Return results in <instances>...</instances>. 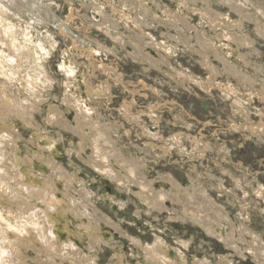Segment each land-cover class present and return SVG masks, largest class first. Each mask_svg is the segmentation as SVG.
Listing matches in <instances>:
<instances>
[{
    "label": "rangeland",
    "instance_id": "obj_1",
    "mask_svg": "<svg viewBox=\"0 0 264 264\" xmlns=\"http://www.w3.org/2000/svg\"><path fill=\"white\" fill-rule=\"evenodd\" d=\"M38 1L42 2L44 6H49L59 21L66 22L65 27L73 36L70 34L68 35L69 37H67L60 34L59 28L63 26L60 22L56 23V26L49 24V26L43 27L38 21L35 20V22L32 20L29 15H24L23 17L20 15L14 16L10 12H5L4 14V10H2L3 14L1 15L4 19L6 18V22L13 27L11 26L12 30L2 29L0 25V56H3L2 58L0 57V61L4 60V58L8 59L7 57L10 55L16 56V62L13 64L16 75L8 74V72L5 71V74L12 78V86L5 84L4 87H0V89L7 90L11 98H18L17 103L21 105L27 103L24 98L25 96L32 101L37 98L28 97L27 89L25 85H22V77H27L29 81L35 83L36 71L39 69L36 65H32L34 64L32 63L34 57L37 58L39 52L35 53L38 50L33 46L32 42L30 48L26 50V46H28L26 36L29 35V37H33L36 33L45 31V36L43 37H51L53 43L51 49L47 48V51L51 50L50 53L48 55L39 53L42 60L40 59L38 61L39 64L36 62L38 66L42 65L45 67L46 73L48 71L46 77H49V82H53V88H44V90H42V86L40 87L35 84L38 86V89L42 90V92H40L42 93L41 96L43 100L41 99V101L39 100L38 103H36L37 107L35 110L31 109L34 116V128L22 118L19 119L15 114H9L11 118L7 121L12 122V125L15 124L14 128L10 127L15 135L12 140V142H14L13 144L11 142L10 146L14 150L20 151V153L23 154L22 156L27 153L32 156L40 152L39 154H42L44 158L48 157L46 159L51 160L52 157L49 153L50 149L49 151H45L49 146L44 143L43 138L44 136L51 140L53 138L54 142H56V155H52L54 157L52 161H56L55 166L58 168L59 172H63V174L69 173V175L75 173V175H78V178L83 179V182H76L75 180L73 181L72 178L65 179L62 177V185L69 187L76 199H79V194L86 195L85 197L82 195L84 203L80 208L84 211V207L86 206L88 213L92 215L91 217L94 216L98 219L96 222L97 230L103 234V239L99 244L100 248L98 251L90 250V247L87 245L85 246L89 253L96 254L97 257L95 262L97 264H115L118 251L122 249L124 251V256L119 257L122 263H143L144 261L138 250L139 246L131 239L136 238L144 244L150 245L153 242L155 243L156 238H162L166 241L167 245L170 246H160L156 243L155 245L173 254L181 250L185 257L184 259L183 255L181 256L185 260V264H192L194 260L203 261L204 259L210 261L212 264H218V261H220L219 258L222 257L230 258V261L234 264H252L251 260L248 259L238 257L232 258L231 253L221 247L219 241L214 237H206L203 231L195 227L192 222L188 221L183 223L180 219L172 220L170 218L174 216L172 206L169 207L168 212L162 214H148L145 212L146 207H144L141 201L135 196L134 192L137 191L136 187H133L134 192H127L123 187L115 184L110 178L95 171L94 168L87 163L89 162L88 160L84 161L82 158L78 157L80 153L84 154V151L80 153L78 151V145L80 143L78 137L70 130L64 127L61 128V126L57 124L50 123L48 117L51 116L49 115L51 114V109H58L57 111L64 116L69 114L68 111H70V107H67L61 99L64 98L66 91L64 87L65 83L61 82L60 74L62 73L60 72L59 74L60 64L63 63L64 66L69 65L67 71L73 72L76 77L72 79L74 82L70 85L71 89H68V94L71 95L74 100L77 98L79 101L90 103L89 107L98 115V122L101 123L100 121H102L101 124L106 122L110 126V134L113 140L116 141L118 147L127 157L130 156L132 158L144 160L148 165L147 170L151 173L149 175V180L153 182L152 184L157 191H159L160 188H165L166 190L170 189L168 184L162 183L160 180V178H166L167 176L171 177L183 188L188 187L190 182L195 183L197 184L196 189L203 187V189L207 191V194L216 201L219 208L229 214L232 224L239 222L240 217H244V215L249 216L251 219L248 220L249 228L256 230L257 235L262 236L264 240V198L252 196L259 188L264 189V141L251 136L248 130L249 127L255 128L257 125L259 126L260 123L264 125V104L257 99L253 100V103H249L246 97L240 96L243 107H246L248 110V116L245 118L244 115L240 116L235 114L231 107L233 99L224 100V98H222V94L224 93L219 89L208 91L201 88L203 84H198L197 81L205 83L207 74L200 65L199 61L201 57L198 55L199 53L191 51L184 45L175 43V41L171 40L170 36L168 38V34L166 31H163L161 25L156 24L153 28H147L139 24V27L144 30V33L153 37L152 41L154 42L150 43L145 36V42L149 44V46H146L147 51L151 53L157 50L159 59L162 57V59H164V61L166 60L168 63V65L162 66V70H145V65L134 62L132 58L128 57V51H122L121 54L116 53V56H114L113 54L107 55V53L103 50L101 51V49L98 50L94 42L108 49L112 48V50H115V47H113L114 41L109 39V37L103 33L104 31H100L97 28L102 22L101 16L105 17L106 20H110L111 18L109 24L119 20V22H117L118 30L116 32L118 36L125 37L130 31L133 32L132 35L134 33L139 35L140 32L133 28L131 24H129L131 30H128L125 28L124 22H121L119 19L121 13L128 14V12L122 11L123 0H75L71 3L67 0ZM130 1L135 4L140 1L147 6H155L158 15L162 17L163 20H168L175 14L184 21L183 24H187L194 28L197 25L198 29L196 30L195 28V31L199 34L203 32L207 35L210 34L208 30L204 29V25H202L203 18H201L208 6H210V12L214 13L217 11L221 15L227 16L229 18V23H227L229 31L234 32L236 35L239 34L238 37L244 38L250 45H239L240 47L237 53L242 52L241 55L244 57L245 61L251 62L253 65H248L245 64L244 61L238 60L235 53H233L235 57L232 56L233 54L227 56H231L235 62H239V64L242 65L240 67L244 68L246 73L252 74L254 77L253 79L257 82L252 85L250 84L251 82L243 80L240 75H233L232 79L227 82L226 77H224L228 76L226 73L213 76L214 80L216 83L221 81L229 83L225 86L231 87L233 85L237 86L234 88H245L238 85V82L234 78L236 77L248 87H256V91L264 95V73L256 69L258 67L264 69V37H259L257 35L254 21L244 18L239 15L238 12L235 13L236 11L233 8L226 5L227 3L225 0H204L203 2L199 1L196 3L187 2L186 5L178 2L179 0H127V3H130ZM239 1L245 2V0ZM246 1H248V3L245 2L246 6H261L264 8V0ZM69 19L71 21H69ZM107 26L109 27V25ZM111 32L113 33L114 31L112 30ZM9 33L10 35H8ZM139 36L143 38L142 35ZM74 37L76 43L70 40ZM231 44L234 48L236 47L233 43ZM159 45L161 47L168 46V50L167 48L162 49ZM190 45L196 47L194 38H192ZM73 46L80 51L75 50ZM86 50L93 52L94 60L98 61L93 63V65L98 66L97 64H100L114 69V72H108L109 78L100 68H92L88 65ZM23 53L29 55V62L24 60L25 55ZM70 62L72 65L69 64ZM228 62L231 63L233 61L229 58ZM214 64L221 70L222 66L220 62L214 61ZM1 69L2 68H0V70ZM176 72L182 75H175L178 79L182 80L178 82L179 84L168 77ZM69 75H71V73ZM248 77L251 76L248 75ZM2 78L4 79V77ZM111 79H116L122 83L124 82L123 86H127V89H134L129 86L133 84L138 94H134V98L132 95L125 93L120 87H116V83ZM141 81L154 91L157 90L160 97L155 98L146 89L142 91L139 86ZM102 82L113 85L112 88L108 87L109 93L113 95L110 102L108 99L104 98V95L102 97L100 95L102 89L98 86L102 85ZM86 89H91L92 95H86ZM240 91L243 92V94L247 92L244 89H240ZM95 93H98L97 96L99 97L95 96ZM145 94H148V97L142 96ZM133 100H135L136 103L132 108L135 116L140 114V111H148L147 108L151 103L152 105L159 103L160 107L168 106V108H162L163 111L158 112L160 121L159 126L155 127L146 119V123L149 124L148 127L154 128L151 129L152 133H159L168 141L171 140L173 136L184 134V139L186 141H184V145L181 149L187 151L193 149V143H189V137L192 139L194 137V141L195 139H202L200 136H205L202 141L209 144L211 143L210 147H212L213 151L211 150L209 152L210 155L206 156L204 160L193 159L188 161L186 158H182L174 152L173 154H162L159 149L156 151L152 150L147 145L146 138L140 136L142 131L140 126L133 124L132 121L126 123L120 115L119 109L121 105L124 102L129 103ZM59 102L63 104L61 105ZM72 102L74 101L72 100ZM165 102H169V105L165 104ZM246 102L248 103L247 105L245 104ZM18 105L19 104H17L15 108L21 106ZM234 126L241 127V129ZM35 128H41L39 130L40 132H37L38 134L34 132ZM260 128V130H264V127ZM18 132L19 137L17 136ZM250 137H253V141L251 139L247 140V138ZM188 146H190V148H188ZM194 148H196L195 144ZM199 149L202 148L199 146ZM221 149H223L222 152L220 151ZM216 153L227 155L228 160L221 161L216 157ZM196 154L199 155L198 153ZM34 157L35 156H33V158ZM39 160L41 159H38V161ZM235 165L241 167V170L235 167ZM199 173L204 174L202 178L198 175ZM232 175H234L235 179H232ZM65 180H67V184H65ZM239 180L240 182H246L244 185L246 188L245 191H241L238 187L237 181ZM220 183L223 184V191H221V187H219ZM82 187L86 189V192H82ZM250 194L251 198L248 196ZM252 197L255 201L254 205L251 203ZM119 203L123 204L120 205ZM254 207L261 213L259 216H257V212L253 210ZM174 209L178 211L176 206H174ZM71 227L74 228L75 226L72 224ZM128 240L131 243H129ZM178 241L187 242L189 247H183L178 244ZM29 255L30 257H34L32 252H29Z\"/></svg>",
    "mask_w": 264,
    "mask_h": 264
},
{
    "label": "bare ground",
    "instance_id": "obj_2",
    "mask_svg": "<svg viewBox=\"0 0 264 264\" xmlns=\"http://www.w3.org/2000/svg\"><path fill=\"white\" fill-rule=\"evenodd\" d=\"M67 1L71 3L75 0ZM199 1L203 2L204 0H179L178 2L186 5L187 2L196 3ZM225 1L227 3L226 5L236 11L235 13L238 12V14L244 18L254 21L257 35L259 37H264V8L258 5H256L258 7L246 6L245 2L248 3L246 0L245 2L239 0ZM122 4V11L128 12V14L121 13L119 19L121 22H124L126 29L131 30L129 26L130 23L133 28L140 32L139 34L144 35L143 38L146 36L148 38L147 40H151L153 43V37L149 34L141 32L143 29L139 27V24L144 27L146 26L147 28H153L156 24L161 25L163 31H166L168 34V38L170 36L171 40L175 41V43L184 45L191 51L199 53L198 55L201 57L199 61L200 65L203 70H205L209 82L216 84L213 76L222 73L228 74L227 77L230 79H232L233 75H240L243 80L251 82L250 84L252 85L257 82L253 79L254 77L252 74L250 75L249 73H246L244 68L240 67L242 65H240L239 62H235L231 56H227L235 53L238 60L244 61L245 64L253 65L251 62L245 61L244 57L241 55L242 52L237 53L239 51V45L245 46L248 44V46H250L249 43L245 41L244 38H239V34L236 35L234 32L229 31V27L227 26L229 18L221 15L217 11L214 13L210 12V6L206 8L207 10L205 12L202 11L204 12V15L202 14L203 17H201L203 18V22H201L202 25H204V29L208 30L211 34H208L210 35L208 36L204 32L199 34L195 31V28L196 30L198 29L197 25L194 28L187 24H183L184 21L175 14L172 15V18L163 20V18L158 15L156 10L157 8L155 6L150 5V8V6L142 4L140 1L135 4L131 1L130 3H127V0H123ZM2 10H4V14L5 12H10L14 16L20 15L23 17L24 15H29L32 20L38 21V23L43 25V27L49 26V24L56 26V23L60 22V24L64 26L59 28L60 34L66 36L71 34V32L65 27L66 22L59 21L51 8L46 5L44 6L42 2L38 0H0V25L2 26V29L12 30V25L7 23L6 18L4 19L1 15L3 14ZM101 20L102 22L97 26V28L100 31H104L103 33L106 34L109 39L114 41V45H116L119 50L128 51V57L132 58L134 62L145 64L147 66L145 70H162V66L168 65L166 60L164 61L162 57L161 59H159V57L154 58L147 53L146 46H149V44L145 42L146 37L143 39L138 34L134 33L132 35L133 32L131 31L128 32L129 34L125 37L118 36L116 32L118 30L117 22H119V20L112 22L111 24H109L111 18L110 20H106L105 17L101 16ZM69 21L71 20L69 19ZM107 25H109L110 28ZM112 30L114 31L113 33L111 32ZM44 32L42 31L36 33L33 36L34 38L27 35L26 39L28 46H26V50L30 48V44L32 42L33 46L38 50L36 52L34 51L35 53L39 52L42 55H48L51 51L50 49L53 47V43L51 41V37L48 35L46 36L49 38L43 37L45 36ZM8 35H10V33ZM192 38H194L196 47L198 48L190 45ZM231 43H233L236 47L234 48ZM94 44L98 47V50L101 49V51L103 50L107 54L111 53L116 56V52L112 50V48L108 49L103 45H99L97 42H94ZM47 48H50V51H47ZM161 48H167L168 50V46H162ZM86 51V59L93 56V52L90 50ZM39 53L37 58L34 57L32 61V63H34L32 65H36V67L39 68L36 71V77L34 80L35 83L29 81L27 77H22V85H25L28 97H37L36 100L32 101L30 98L25 96L24 98L27 103L21 105L20 103H17L18 98H11L7 90L0 89V264H97L95 262L97 257L96 254L89 253L85 246L87 245L90 247V250L94 251H98L100 248L99 244L102 242L103 234L97 230L98 228L96 226V222L98 219L94 216L91 217L92 215L88 213L86 206L84 207V211L80 208V206L84 203L82 199L83 194H79V199H76L69 187L62 185V177L65 179L72 178V180H75L76 182H83V179L78 178V175H75V173L69 175V173L63 174V172H59L58 168L55 166L56 161H52V158L54 159L52 155L56 153V142H54L52 137V140L46 136L43 138L44 143L49 146V148L45 151H49L50 149L49 153L52 157L51 160L46 159L48 157L44 158L42 154H39L40 152H35L36 154L32 156L28 153L22 156L23 154L20 153V151H16L10 146V143L15 136L10 127L14 128L15 124L12 125V122L7 121L11 118L9 114H15L19 119L22 118L24 121L28 122L32 128H34V116L31 109L35 110L37 107L36 103H38L39 100L41 101L42 90H44V88H53L54 85L53 82H49V77H46L48 71L46 73L45 67L42 65L38 66V61L41 59ZM23 54L25 55L24 60L29 62V55L25 53ZM232 56H234V54ZM7 58L8 59L4 58V60L0 61V68H2L0 70V77H4V79L2 77L0 78V87H4L5 84L12 86V78L8 77V75L5 74V71L8 72V74L16 75L15 68H13V64L16 62V56L10 55ZM229 58L233 62H228ZM212 60L220 62L222 66L221 70L215 66L214 61ZM36 62H38V64ZM59 66V74L60 72L62 73L60 74L61 82L65 83L64 87L66 91L64 98L61 99L67 107H70V111H68V115L64 116L57 111L58 109H51V114H49L51 116L48 117V121L61 126V128L64 127L70 130L78 137V141L80 142L78 145V151L79 153L84 151V154L80 153L78 157L82 158L84 161L88 160L89 162L87 163H89L95 171L101 175H105L107 178H110L113 182H115V184L123 187L127 192H134L133 187H136L137 191L134 192L135 196L141 201L143 206L146 207L145 212L148 214H162L164 212H168L169 207L172 206L175 211H173L174 216L170 217L172 220L180 219L183 223L188 221L192 222L195 227L203 231L206 237H214L217 241H219L220 246L231 253L232 258L238 257L248 259L251 260L252 264H264V240L262 236L257 235L256 230L249 228L248 220H251L249 216L244 215V217H240L239 222L232 224L229 214L219 208L216 201L207 194V191L204 190L203 187L196 189L197 184L192 182L189 183V186L187 185L188 187L183 188L175 180L167 176L166 178H160V180L162 183L168 184L170 189L166 190L165 188H160L159 191H157L152 184L153 182L149 180V175L151 173L147 170L148 165L144 162V160L132 158L130 156L127 157L118 147L116 141L113 140L110 134V126L106 122L104 124H101L102 121H100L101 123L98 122V115L91 110L89 107L90 103L79 101L77 98L74 100L71 95L68 94V89H71L70 85L74 82L72 79L76 76H74L73 72L67 71V67L69 65L64 66L62 63ZM256 69L264 73L263 68L258 67ZM70 73L71 75H69ZM175 75L182 76L180 73L176 72L168 77L172 78L177 83L182 81ZM248 75L251 77H248ZM107 77L109 78V74ZM234 78L238 82L239 86L245 88H234L237 86L232 85L231 87L224 86L223 88H212V90L219 89L223 92L226 95L222 94V98H224V100L233 99L231 107L235 114L240 116L244 115V117L247 118L248 110L246 107H243L240 96L246 97L247 102L249 101V103H252L253 100L257 99L264 104V95L262 93H258V91H256V87H248L236 77ZM111 80H115L116 87L125 88L123 86L124 82H119L116 79ZM35 84L40 87L42 86V90L38 89V86ZM101 84L102 85L98 87H113L112 84L109 85L107 82H102ZM201 84L206 85L204 82ZM139 86L142 91L145 89L148 90L155 98L160 97L157 90L154 91L142 81L139 83ZM240 89H244L247 92H244L243 94ZM129 91L130 92L128 94L132 95L134 98V94H138V91ZM98 93H96L95 96H97ZM91 94L92 92L86 89V95L89 96ZM107 95L111 101L113 95L110 93H107ZM146 95L148 97V94ZM72 100L75 103L72 102ZM247 102L245 103L246 105L248 104ZM63 103L60 104L62 105ZM17 104L21 106L18 105L19 107L15 108ZM165 104L169 105V102H165ZM135 105V100L129 103L124 102L119 109L120 115L126 123H130L132 121L133 124L140 126L142 130L140 136H144V138H146L145 140H147V145L152 150L156 151L159 149L162 154H173L174 152L180 157L186 158L188 161L193 159L204 160L206 156L210 155L206 149L209 147V149L212 150V147H210L211 143L202 142V139H195L193 141L194 137L193 139L189 137V143H193V149L187 151L181 149L184 145V141H186L184 139V134H180L177 137L173 136V138L171 137V140L168 141L159 133H152L151 129L154 128L148 127L149 124L146 123V119L149 120L155 127L159 126V111L157 110H163L162 108H168V106L166 107L164 105L165 107H160L159 103L154 105L151 103L147 108L148 111H140V114L135 116L133 113L134 110L132 109ZM147 114H152L153 117L150 118ZM118 126L120 127L119 124ZM259 126L262 128L264 127L261 123ZM259 126L257 125L255 128L249 127L248 130L251 136L264 141V130H260L261 128ZM234 127L241 129V127L238 126ZM40 129L35 128L34 132H40ZM17 136L19 137V132L17 133ZM252 138L253 137L247 139H251L253 141ZM194 144L196 148H194ZM199 146L202 149H199ZM188 148H190V146H188ZM220 151L222 152L223 149ZM33 156H35V159ZM216 157L221 161L228 160L227 155H223L221 153L217 154ZM38 159L41 160L38 161ZM235 167L241 170V167L238 165H235ZM198 175L202 178L204 174L199 173ZM232 179H235L234 175H232ZM66 181L67 180H65V182ZM245 183V181H237V185L241 191L246 190L244 187ZM65 184H67V182ZM222 186L223 184L220 183L219 187H221V191L224 190L222 189ZM81 189L83 193L86 192L84 187ZM83 196L85 197L86 195ZM248 196L251 198V194ZM252 196L264 198V189L259 188ZM102 198L104 199L103 195ZM251 203L253 205L255 203L253 197ZM122 204L123 203L120 205ZM174 206L178 208V211L174 209ZM253 210L257 212V216L261 214L256 207H254ZM72 224L75 226L74 228L71 227ZM131 240L139 246L138 250L142 256V260L144 261L140 264H185V257L181 250L176 252V254H173L166 252L163 248L155 245L156 243L160 246H170L167 245L166 241L162 238H156L155 243H152L154 245L144 244L136 238ZM178 244L185 248L189 247L187 242L178 241ZM29 252H32L34 257H30ZM182 255L184 259L181 257ZM123 256L124 251L121 249L118 251L115 264H124V262L122 263V260L119 258ZM219 259L220 261H218V264H234L228 257H222ZM192 264L212 263L204 259L203 261L194 260Z\"/></svg>",
    "mask_w": 264,
    "mask_h": 264
},
{
    "label": "flooded vegetation",
    "instance_id": "obj_3",
    "mask_svg": "<svg viewBox=\"0 0 264 264\" xmlns=\"http://www.w3.org/2000/svg\"><path fill=\"white\" fill-rule=\"evenodd\" d=\"M130 24V23H129ZM144 31V30H143ZM143 31H141V32H143ZM144 33V32H143ZM146 34V33H145ZM139 35H142V36H144L143 34H139ZM62 36H66V35H62ZM67 37H69V36H67ZM144 39H145V37H144ZM73 43H76V41H75V37L74 38H71L70 39ZM148 41H150V43H151V40H148ZM113 47H115V52L118 54V53H120L121 54V52L123 51V50H119V48L116 46V45H114ZM73 48L75 49V50H77V51H79V49L78 48H76L75 46H73ZM146 49H147V47H146ZM155 51V50H154ZM148 52V51H147ZM149 53V52H148ZM111 54V53H110ZM110 54H107V55H110ZM150 55H152V57H158V55H157V53H156V51L155 52H151V53H149ZM115 56V55H114ZM88 60V65L89 66H91L92 68L93 67H98V68H100L101 70H102V72L107 76L108 75V72H110V71H112V72H114V69L113 68H109V67H105L104 65H100V64H97L98 66H96V65H93V63H95V62H98L97 60H94V54H93V56H90L89 57V59H87ZM92 63H91V62ZM69 64H71V62L69 63ZM142 64V63H141ZM72 65V64H71ZM143 65H145V64H143ZM88 66V67H89ZM91 67H89V68H91ZM145 68H147V66L145 65ZM144 68V69H145ZM224 77H226V80H227V82L229 81V77H227V76H224ZM113 82L115 83V80H113ZM197 83L198 84H201V82L200 81H197ZM205 83H206V85L205 84H203L201 87L202 88H204V89H206V90H208V91H210V90H212V88H217V87H221V88H223L227 83H224V82H217L216 84H214V83H212V82H209L208 81V77H207V79H206V81H205ZM179 84V83H178ZM142 85V84H141ZM140 85V86H141ZM131 88H134V89H127V86L125 87V88H121L125 93H129L130 91L129 90H132V92H135L136 90H135V87L133 86V84H130L129 85ZM143 86V85H142ZM108 87L109 86H102L101 87V89H102V92H100V95L101 96H103L104 95V98H106V99H108L109 100V97H108V95H107V93L109 94V91H108ZM144 87V86H143ZM110 88V87H109ZM112 88V87H111ZM88 90H90L91 92H92V90L91 89H88ZM96 94V93H95ZM142 94V93H141ZM263 94V93H262ZM92 95V94H91ZM112 95V94H111ZM142 96H144V97H147V95L145 94V95H142ZM252 99V98H251ZM110 101V100H109ZM252 103H253V101H252ZM149 110H152V109H149ZM154 110V109H153ZM157 111H163V110H157ZM150 118L151 117H153V115L152 114H147ZM151 120V119H150ZM178 136V135H177ZM176 136V137H177ZM201 138H202V140H203V137H205V136H200ZM246 137V136H245ZM201 140V141H202ZM248 140V139H247ZM203 142V141H202ZM206 151H208V153L211 151L210 149H209V147L206 149ZM128 242L129 243H131L129 240H128Z\"/></svg>",
    "mask_w": 264,
    "mask_h": 264
}]
</instances>
